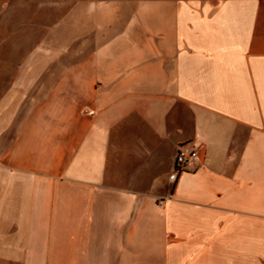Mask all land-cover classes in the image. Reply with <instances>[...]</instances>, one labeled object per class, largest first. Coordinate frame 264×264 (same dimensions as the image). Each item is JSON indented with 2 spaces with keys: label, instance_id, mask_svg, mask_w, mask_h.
Segmentation results:
<instances>
[{
  "label": "crops",
  "instance_id": "0c3cea01",
  "mask_svg": "<svg viewBox=\"0 0 264 264\" xmlns=\"http://www.w3.org/2000/svg\"><path fill=\"white\" fill-rule=\"evenodd\" d=\"M120 11L76 65L0 57V264H264V0ZM182 145L198 160L160 196L122 177Z\"/></svg>",
  "mask_w": 264,
  "mask_h": 264
},
{
  "label": "rangeland",
  "instance_id": "374dc122",
  "mask_svg": "<svg viewBox=\"0 0 264 264\" xmlns=\"http://www.w3.org/2000/svg\"><path fill=\"white\" fill-rule=\"evenodd\" d=\"M77 1L71 0V3ZM147 1L153 3L159 0H101L103 6L116 7L118 12L80 16L76 13L62 15L60 12L64 8L61 7L47 10L43 5L46 0H42V7L36 4L37 0H6L0 4V57L14 59L15 65L24 69L36 66L27 59L29 54L38 52V55H45L47 49L48 54L58 59L52 64L53 70H61L63 62L76 65L79 59L87 57L99 44L120 31L129 17L120 8L129 11ZM83 19L85 23L81 22ZM40 70H45V67ZM8 71V68L0 67V72ZM175 150L159 152L160 157L156 161L154 159L155 164H152L148 174L122 177L128 180L134 191L160 196L163 189L161 184L171 174Z\"/></svg>",
  "mask_w": 264,
  "mask_h": 264
},
{
  "label": "built area",
  "instance_id": "2783aa9c",
  "mask_svg": "<svg viewBox=\"0 0 264 264\" xmlns=\"http://www.w3.org/2000/svg\"><path fill=\"white\" fill-rule=\"evenodd\" d=\"M197 160L198 152L195 148L188 145L179 146L175 153L173 171L169 175V181L173 183L177 175L184 172L188 162H196Z\"/></svg>",
  "mask_w": 264,
  "mask_h": 264
}]
</instances>
